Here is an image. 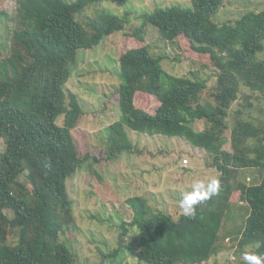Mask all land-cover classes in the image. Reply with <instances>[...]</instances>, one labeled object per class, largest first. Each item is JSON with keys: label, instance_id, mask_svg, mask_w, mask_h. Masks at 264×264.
<instances>
[{"label": "trees", "instance_id": "16d2710c", "mask_svg": "<svg viewBox=\"0 0 264 264\" xmlns=\"http://www.w3.org/2000/svg\"><path fill=\"white\" fill-rule=\"evenodd\" d=\"M101 1L17 0L12 45L0 59V264H77L66 241V233L77 230L66 180L87 161L100 159L78 154L71 132L83 111L66 83L79 51L123 33L129 24V13L112 14ZM224 1L190 0L191 10L157 7L140 16V27L156 28L168 42L184 36L196 54L207 58L216 78L212 102L201 103L206 80L195 73L166 75L162 84L163 58L152 56L147 46L118 58L120 118L107 129L106 160L132 152L128 129L182 138L209 154L207 165L218 172L219 189L197 205L191 218L154 213L139 197L127 199L136 217L121 222L117 247L101 252L109 264H121L127 256L134 264H205L231 203L249 208L236 254L250 245L255 247L252 254L264 257V120L252 116V99L264 102V59L258 57L264 51V9L219 24L213 18ZM91 6L96 10L86 29L78 16ZM5 16L0 12L1 22ZM139 32L135 28L128 35ZM243 90L250 97L234 110L228 139L222 118ZM136 93L157 98L152 114L135 106ZM199 121L208 126L194 128ZM228 142L230 151L223 149ZM246 169L260 172L258 183L238 179ZM129 227H136L139 236L125 242Z\"/></svg>", "mask_w": 264, "mask_h": 264}, {"label": "rangeland", "instance_id": "374dc122", "mask_svg": "<svg viewBox=\"0 0 264 264\" xmlns=\"http://www.w3.org/2000/svg\"><path fill=\"white\" fill-rule=\"evenodd\" d=\"M100 4L120 17L125 12L129 13V24L123 33L107 37L93 49L79 51L66 83V90L77 96L83 111L71 132L78 154H89L93 159H100L97 163L87 161L82 169L66 180V190L73 202L77 226V230L66 233V241L72 244L77 255V264H109L103 259L101 252L108 254L117 247L121 222L130 223L136 217L127 199L139 197L154 213L160 210L163 215L169 214L178 218L183 214L179 206L181 197L191 193L197 181L208 185L210 180H217L219 176L217 171L207 165L210 161L209 154L192 147L184 139L147 136L130 129L127 133L133 145L132 152L124 151L115 160H106L107 129L120 118L117 109L120 80L116 68L121 54L130 49L147 46L152 56L163 58L160 61L164 72L162 84L166 75L190 77L195 73L206 80L201 103L213 101L211 95L215 91L216 78L211 63L192 50L191 42L187 38L178 36L173 42H168L161 38L156 28L150 25L140 27L142 14L167 6L191 10L190 0H102ZM17 6V0H0V12L6 14L4 20L0 21V59L9 53L12 45V35L17 25ZM94 8L95 6H91L78 16L85 28L96 10ZM263 9L264 0H225L213 20L222 24L234 21L246 11L258 12ZM135 28L141 29L139 36L128 35ZM258 57L264 59V51ZM238 97V101L232 104L227 115L222 118L226 125L223 133L228 139L232 114L238 104L248 99L250 94L243 90ZM252 100L253 118L264 120V102ZM134 104L152 114L159 101L156 97L136 93ZM57 122L61 124L62 118L59 117ZM207 126L200 121L194 124V128L198 130ZM3 147L0 140V151ZM223 149L230 151L229 142ZM183 158L188 160L186 166L181 164ZM259 178L260 172L255 169L242 170L238 175V179L248 185L258 183ZM20 180L24 181V177L21 176ZM233 200H238L237 193ZM248 214L249 208L246 204H229L213 256L205 264H239L246 261L244 255L251 253L255 247L247 245L240 255L236 253ZM128 229L129 235L125 242L130 241L132 235L137 239V228ZM134 263L135 260L127 256L121 264Z\"/></svg>", "mask_w": 264, "mask_h": 264}, {"label": "clouds", "instance_id": "9594fccd", "mask_svg": "<svg viewBox=\"0 0 264 264\" xmlns=\"http://www.w3.org/2000/svg\"><path fill=\"white\" fill-rule=\"evenodd\" d=\"M218 189L219 182L216 179L210 180L208 185H204L203 182L197 181L193 185L192 192L182 196L179 201V206L184 216L189 218L193 217L196 213L197 205L201 201L214 196ZM244 259L247 261V264H264V257L252 253H246Z\"/></svg>", "mask_w": 264, "mask_h": 264}, {"label": "built area", "instance_id": "2783aa9c", "mask_svg": "<svg viewBox=\"0 0 264 264\" xmlns=\"http://www.w3.org/2000/svg\"><path fill=\"white\" fill-rule=\"evenodd\" d=\"M181 164H182V166H186L188 164V160L186 158H183L181 160Z\"/></svg>", "mask_w": 264, "mask_h": 264}]
</instances>
